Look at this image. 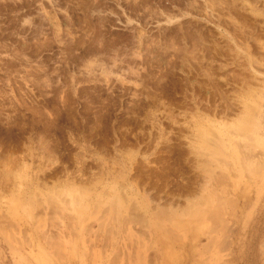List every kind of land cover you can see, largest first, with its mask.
<instances>
[{"label": "rangeland", "instance_id": "obj_1", "mask_svg": "<svg viewBox=\"0 0 264 264\" xmlns=\"http://www.w3.org/2000/svg\"><path fill=\"white\" fill-rule=\"evenodd\" d=\"M259 139L264 0H0V264H164L214 188L220 264H264Z\"/></svg>", "mask_w": 264, "mask_h": 264}, {"label": "bare ground", "instance_id": "obj_2", "mask_svg": "<svg viewBox=\"0 0 264 264\" xmlns=\"http://www.w3.org/2000/svg\"><path fill=\"white\" fill-rule=\"evenodd\" d=\"M248 129H250V128H248ZM251 138H252V136H251ZM258 141L260 144H264V142L262 140L259 139ZM261 176H263V174ZM263 189H264V184L262 185V190ZM215 191L216 190L214 188V191H209L207 195H204L205 196L204 202L201 199V201L203 203L198 204L199 207L196 206L197 208L190 211V213H189L190 215H189V218L187 220L183 219V217H185V215L175 214L174 212L167 214V216L165 218L156 216V218L159 219V220H157L158 229H159V233H158L159 236L166 238L167 240L172 242V244L174 246H175V242L181 243V245L183 243L186 244V242L191 243L192 246H190V250H189L190 252L188 253V255L185 258V259H187V261H189V259L193 258V255L195 254V248L193 246V243L202 239L201 237H205L208 239V242L206 243L204 248H202V250H198L196 248V251L199 252L200 255L202 256L201 260L197 261V262H193L192 264H220V262L222 261L221 253L223 252V250L227 249L226 248V246H227L226 236H228L230 234L231 229H229L228 223H226L225 219H226L227 213L229 212V210H228L229 207H227L226 201L224 203L222 202V200L219 201V199H221L220 196L217 194L219 192L216 193ZM216 198L217 199L219 198L218 201ZM229 200H231V199H229ZM81 201H82V199H81ZM77 202H80V201L75 202L76 204H78L77 206H80L81 204H79ZM229 203L232 206L235 204V202L234 203L229 202ZM77 206H75L76 211L80 214H83L84 213L83 207H81V206L77 207ZM12 207H14V206H12ZM15 212H16V210H15ZM161 214H165V212H162ZM16 219H17V217H16ZM0 233H3L4 237L7 239L8 242H10L12 244L15 243L11 234H8V233L2 232V231ZM56 237H58V236H56ZM20 238H21V236H20ZM60 240H57L54 238L53 239L51 238L49 240V242H50V244L54 250L55 257L57 258L58 261H62L64 258L63 253H62L63 248H64V244H62V242H60ZM173 245L172 246H161L162 249L159 253L158 258L162 259L161 261L164 264H175V262H179L181 260V256L179 254L180 252L178 253L177 251L172 250ZM21 248H22V246L20 247V249ZM181 251H182V249H181ZM15 252H16V250H15ZM139 252H141V251L135 250L134 252H132L130 254L131 264H144L145 256H142V253H139ZM184 253H185V251H184ZM220 256H221V260L219 259ZM21 257H23V256H21ZM81 258L82 257H80V259ZM50 264H52L51 261H50Z\"/></svg>", "mask_w": 264, "mask_h": 264}]
</instances>
